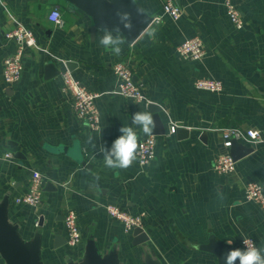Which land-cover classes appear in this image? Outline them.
Returning a JSON list of instances; mask_svg holds the SVG:
<instances>
[{"label":"crops","instance_id":"crops-1","mask_svg":"<svg viewBox=\"0 0 264 264\" xmlns=\"http://www.w3.org/2000/svg\"><path fill=\"white\" fill-rule=\"evenodd\" d=\"M136 1L162 21L122 45L116 56L100 45L103 32L97 30L93 38L90 18L64 0H0V199L11 192L10 214L26 237L44 217L46 264H66L68 256L81 255L66 243L55 248L58 231L65 240L69 210L76 212L84 238L90 228L102 247L117 239L122 258L140 264V247L132 246L131 233L108 216V205L146 212L144 230L164 264H218L215 255L199 248L211 235L235 248L246 237L264 246V210L244 198L248 182L264 188V0H234L244 18L242 29L226 16L224 0H173L182 10L178 21L164 14L167 0ZM54 8L61 11V27L49 19ZM20 25L34 31L36 43L26 52L20 81L9 86L3 80L4 60L16 42L5 35ZM194 36L203 39L206 54L184 60L177 46ZM118 61L129 64L145 101L120 94L113 72ZM64 71L99 94L100 137V130L76 117L72 96L62 88ZM199 79L220 80L224 90H198ZM150 103L162 108L165 127V134L155 135V159L146 167L135 160L128 169L106 168L99 145L110 149L124 125L134 127L140 141L148 136L132 125V115L150 111ZM178 124L186 131L170 134ZM228 128L257 130L261 140L241 142L253 151L236 161L234 173L220 175L214 161L227 152L223 131ZM89 136L96 138V149ZM60 146L80 147L87 166L49 150ZM8 153L13 157L6 158ZM35 170L45 180L42 203L14 204Z\"/></svg>","mask_w":264,"mask_h":264},{"label":"built area","instance_id":"built-area-1","mask_svg":"<svg viewBox=\"0 0 264 264\" xmlns=\"http://www.w3.org/2000/svg\"><path fill=\"white\" fill-rule=\"evenodd\" d=\"M225 14L237 29H242L245 25L244 18L236 6L234 0H224ZM164 14L178 21L182 16L181 8L173 2L167 0L163 6ZM49 19L56 26L64 25L61 11L54 8ZM162 17H154L151 25H158ZM150 25V26H151ZM6 39L16 42L15 50L5 58L3 80L6 85L12 86L20 81L24 68L25 56L28 49L36 43L35 33L32 29L20 25L5 35ZM178 55L184 60L198 61L206 54V48L203 39L200 36H194L184 40L177 46ZM113 72L118 81L120 94L124 97L134 99L139 102L145 101L144 90L140 83L134 79V74L127 62L118 61L113 66ZM62 88L72 96L73 109L76 117L86 122L92 131H98L101 128V116L98 107L99 94L87 89L82 83L74 77L70 71H64L61 74ZM195 88L198 90L212 93H221L224 90L223 82L216 79H199L195 82ZM170 134L176 132V127L171 126ZM258 142L261 140V133L257 130H241L239 128H228L223 131V146L227 152L218 155L214 161V171L220 175H229L236 170V161L230 155L229 150L234 141ZM157 137L148 135L140 141L138 149L137 163L140 167L148 166L156 156ZM11 153L6 154V158H12ZM44 176L38 170L32 172L29 187L27 191L14 199V204L37 207L42 203L44 190ZM245 201L258 204L264 210V188L257 181L248 182L244 189ZM108 216L122 224L125 232L132 233L136 227L144 228L146 212L132 213L116 205L106 206ZM37 225V224H36ZM66 246L72 250H82L84 235L79 226L78 217L75 211L69 210L64 218ZM245 241L256 247L257 243L253 238H243L240 242V248L245 247Z\"/></svg>","mask_w":264,"mask_h":264},{"label":"water","instance_id":"water-1","mask_svg":"<svg viewBox=\"0 0 264 264\" xmlns=\"http://www.w3.org/2000/svg\"><path fill=\"white\" fill-rule=\"evenodd\" d=\"M75 10H79L88 16L92 22L91 35H94L97 30L107 28L115 34L117 25H120V17L117 13H130L133 24V29L128 32L120 25L121 32L126 37V44L134 43L151 25L153 18L149 16L143 9L141 2L133 0H64ZM142 9V14H138L137 9ZM73 66L68 63V66ZM52 69V64L49 70ZM52 72V71H51ZM58 73V72H57ZM52 72L51 74L56 75ZM150 112L153 115L156 127L152 135L165 134V127L160 119L159 112L162 108L156 104L148 105ZM183 124H178L176 130L180 132L186 131L182 129ZM54 153H65L74 161L84 166L87 162L84 159L80 147L68 148L60 146L50 148ZM253 151L241 142L234 141L230 147L229 153L235 161L241 159ZM17 156H21L19 153ZM50 185V184H48ZM11 192H5L0 199V259L3 264H46L44 261V241L45 231L44 217L41 216L38 220L32 236L26 237L23 232V227L10 214ZM132 246L140 247V264H164L158 257L149 241L150 236L144 228L136 227L132 233ZM66 243L62 238V232L58 231L55 238V248H58ZM202 251L215 255L218 259V264H224V256L230 249L235 248L227 242L219 240L216 236L211 235L208 243L200 245ZM121 245L117 239L106 247L100 245L99 240L95 237L90 228L86 230V236L83 241L81 255L78 258L68 256L65 259L66 264H129L121 256ZM236 264H239L237 261Z\"/></svg>","mask_w":264,"mask_h":264},{"label":"clouds","instance_id":"clouds-1","mask_svg":"<svg viewBox=\"0 0 264 264\" xmlns=\"http://www.w3.org/2000/svg\"><path fill=\"white\" fill-rule=\"evenodd\" d=\"M135 3V0H133ZM138 14H142V9H137ZM120 17V25L125 30L131 32L133 24L130 13H117ZM120 25H117L115 35L112 30L107 28H101L103 32L102 37L99 40L100 45L109 50L112 54L119 56L123 49L122 45L126 42V37L123 35L120 29ZM150 38L154 36V32L148 31L146 33ZM132 125H135L140 129V132L144 135H151L156 127L153 115L150 111H138L132 115ZM122 133L119 135L111 145V148H107L104 143L99 145V152L103 155L104 166L112 170H124L132 166L133 162L137 159L138 149L140 147L139 133L132 126H122L119 129ZM101 130L99 131V137ZM96 138L89 136L88 143L91 144L93 149H96L97 145L93 142ZM99 180V176H96ZM221 198H223L222 194ZM230 245V241L227 242ZM244 248H233L226 252L224 256V264H264V246L256 247L253 244H249L245 241Z\"/></svg>","mask_w":264,"mask_h":264}]
</instances>
